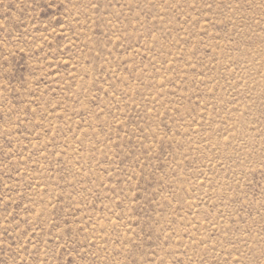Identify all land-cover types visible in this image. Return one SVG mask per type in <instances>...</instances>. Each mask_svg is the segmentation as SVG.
Instances as JSON below:
<instances>
[{
    "label": "rangeland",
    "instance_id": "1",
    "mask_svg": "<svg viewBox=\"0 0 264 264\" xmlns=\"http://www.w3.org/2000/svg\"><path fill=\"white\" fill-rule=\"evenodd\" d=\"M0 264H264V0H0Z\"/></svg>",
    "mask_w": 264,
    "mask_h": 264
}]
</instances>
